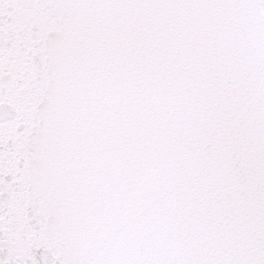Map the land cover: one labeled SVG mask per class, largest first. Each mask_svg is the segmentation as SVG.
<instances>
[{
  "label": "snow or ice",
  "instance_id": "1",
  "mask_svg": "<svg viewBox=\"0 0 264 264\" xmlns=\"http://www.w3.org/2000/svg\"><path fill=\"white\" fill-rule=\"evenodd\" d=\"M0 264H264V0H0Z\"/></svg>",
  "mask_w": 264,
  "mask_h": 264
}]
</instances>
